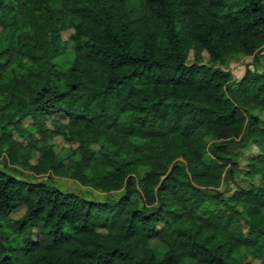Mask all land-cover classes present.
Returning <instances> with one entry per match:
<instances>
[{"label":"trees","instance_id":"1","mask_svg":"<svg viewBox=\"0 0 264 264\" xmlns=\"http://www.w3.org/2000/svg\"><path fill=\"white\" fill-rule=\"evenodd\" d=\"M262 48L264 0H0V264H264Z\"/></svg>","mask_w":264,"mask_h":264},{"label":"rangeland","instance_id":"2","mask_svg":"<svg viewBox=\"0 0 264 264\" xmlns=\"http://www.w3.org/2000/svg\"><path fill=\"white\" fill-rule=\"evenodd\" d=\"M73 31L72 27H67L64 29L60 30V35H61V43L63 45V51L59 54L58 56V64L60 67L63 69H66L69 66V63L72 59L73 56V42L71 39V33ZM258 59H256L255 55H240V54H231L227 57L226 62L223 65H220V68L227 70L233 78H238L239 76L242 75L244 72L245 68L248 67H254L256 65L257 68L261 67V64L264 63V48L258 51ZM207 53L206 51H203V61H207ZM192 59V52H190L189 57H188V62L191 61ZM256 62V64H253V62ZM217 67L218 65H214ZM55 117L59 118L62 122L67 121V118H65L62 114H56L54 115ZM262 116H264V113H262ZM24 124H28L31 122L30 118L24 119ZM47 123L50 125L52 122L47 121ZM64 123V122H63ZM10 126V125H9ZM36 135V134H35ZM15 136L23 141H26L25 137L19 136L17 133H15ZM68 137H70L69 133L65 128H61V132L51 138V142L53 145V148L55 151L58 153H63L65 151V148L68 146H75L76 141L70 140ZM209 139V138H207ZM232 151L236 152L240 158H239V165H241L238 174L240 178H244L246 181H255L256 178H248L246 174H243L242 170V165L244 164V157H248L249 155L253 154L254 151H256L254 148L248 149L242 144L234 143L231 146ZM241 154V155H240ZM32 160H35V157L32 158ZM2 164V160L0 157V165ZM25 174L26 177H33L32 174L27 171V170H22ZM55 181L63 185L67 189H78L81 187V184L78 183L75 179L69 177V176H55L54 177ZM241 183H245V181H241ZM92 193L96 197H103L104 193L92 190ZM24 211V207H19L15 211H13L12 215L14 217H17L21 215ZM241 225L242 228L245 230L247 228V221L242 218L241 219ZM160 226V225H159ZM100 231H104L103 229H100ZM38 235L37 229L33 228L32 229V239L36 240ZM152 246L155 248V251L157 254H161L164 250V245L158 240V239H152L151 240ZM240 261L239 264H261L260 260L251 255L250 253H242L239 255ZM193 261L189 258H184L182 259L180 264H192Z\"/></svg>","mask_w":264,"mask_h":264}]
</instances>
